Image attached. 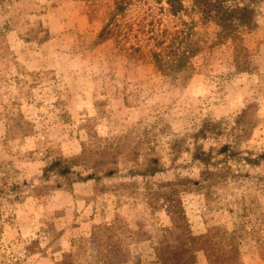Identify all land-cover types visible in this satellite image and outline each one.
Segmentation results:
<instances>
[{"label":"rangeland","instance_id":"374dc122","mask_svg":"<svg viewBox=\"0 0 264 264\" xmlns=\"http://www.w3.org/2000/svg\"><path fill=\"white\" fill-rule=\"evenodd\" d=\"M239 2L253 30L190 0L177 17L165 0H0V264H85L109 226L126 264H264V0ZM113 14L142 57L95 44ZM183 22L200 53L162 75L149 35Z\"/></svg>","mask_w":264,"mask_h":264},{"label":"trees","instance_id":"16d2710c","mask_svg":"<svg viewBox=\"0 0 264 264\" xmlns=\"http://www.w3.org/2000/svg\"><path fill=\"white\" fill-rule=\"evenodd\" d=\"M192 9L197 11L202 19L214 21L220 25L225 32H233L240 28L253 30L256 27V12L253 8L246 4H241L239 0H190ZM167 12L173 17L186 12L184 0H165ZM116 10L122 12L124 7L119 6ZM116 14L104 23L101 30L96 36L95 44H101L114 40L117 47L115 49L121 55L134 58L135 53L143 56L139 47H125L129 35L127 26L118 25L116 22ZM183 28L175 31L169 36L152 35L150 39L154 41L155 50L150 51V58L154 62L157 70L162 75H168L170 71H189L191 69V59L200 53V48L195 46L190 37L193 28L189 23L183 22ZM117 28V30L115 29ZM132 28V27H130ZM130 31V30H129ZM184 44V46H182ZM115 231L120 230L114 227ZM112 226L105 228L103 232L92 235L88 240V246L83 251L85 256V264H126L128 261L127 249H115L110 244L115 234L110 235ZM122 232H127L122 229ZM121 250V251H120ZM210 250V249H209ZM119 252L113 254V252ZM151 249H142L133 253L132 259L139 263H150ZM127 253V256H126Z\"/></svg>","mask_w":264,"mask_h":264},{"label":"crops","instance_id":"0c3cea01","mask_svg":"<svg viewBox=\"0 0 264 264\" xmlns=\"http://www.w3.org/2000/svg\"><path fill=\"white\" fill-rule=\"evenodd\" d=\"M145 264H149V263H145Z\"/></svg>","mask_w":264,"mask_h":264}]
</instances>
